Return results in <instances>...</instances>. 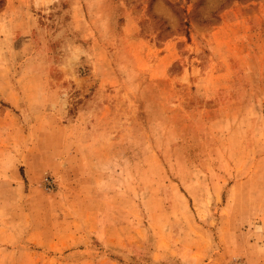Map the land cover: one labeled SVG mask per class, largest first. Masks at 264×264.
Instances as JSON below:
<instances>
[{
  "label": "rangeland",
  "instance_id": "374dc122",
  "mask_svg": "<svg viewBox=\"0 0 264 264\" xmlns=\"http://www.w3.org/2000/svg\"><path fill=\"white\" fill-rule=\"evenodd\" d=\"M2 108L0 264H264V0H0Z\"/></svg>",
  "mask_w": 264,
  "mask_h": 264
},
{
  "label": "crops",
  "instance_id": "0c3cea01",
  "mask_svg": "<svg viewBox=\"0 0 264 264\" xmlns=\"http://www.w3.org/2000/svg\"><path fill=\"white\" fill-rule=\"evenodd\" d=\"M2 112H0V121L4 120V118H6V115L8 116V114L6 113L8 110H6V108H2Z\"/></svg>",
  "mask_w": 264,
  "mask_h": 264
},
{
  "label": "built area",
  "instance_id": "2783aa9c",
  "mask_svg": "<svg viewBox=\"0 0 264 264\" xmlns=\"http://www.w3.org/2000/svg\"><path fill=\"white\" fill-rule=\"evenodd\" d=\"M45 183H46L47 186L51 185V183H50V181L48 179H45Z\"/></svg>",
  "mask_w": 264,
  "mask_h": 264
}]
</instances>
